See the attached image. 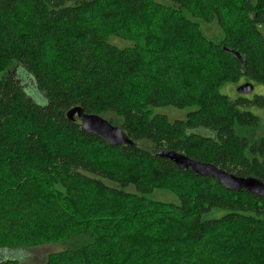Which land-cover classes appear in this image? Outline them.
Instances as JSON below:
<instances>
[{"label": "trees", "instance_id": "obj_1", "mask_svg": "<svg viewBox=\"0 0 264 264\" xmlns=\"http://www.w3.org/2000/svg\"><path fill=\"white\" fill-rule=\"evenodd\" d=\"M168 1L0 0V253L86 233L47 264H264V198L157 156L264 183L261 121L244 110L264 96L222 92L264 86V0ZM77 106L118 116L133 145L82 132ZM165 106L195 110L171 122L152 111ZM157 189L179 203L147 199Z\"/></svg>", "mask_w": 264, "mask_h": 264}, {"label": "rangeland", "instance_id": "obj_2", "mask_svg": "<svg viewBox=\"0 0 264 264\" xmlns=\"http://www.w3.org/2000/svg\"><path fill=\"white\" fill-rule=\"evenodd\" d=\"M156 1L162 4H170L168 0H156ZM193 21L199 23L202 34L208 40L213 41L214 43L222 42L224 37L223 32L221 31L220 27L217 25L216 22L205 23L197 19H193ZM108 40L112 45L118 48L134 46V42L130 40L122 39L120 37L110 36ZM245 83H250V82L240 81L238 83H228L223 87L222 92L228 95L231 99H235L237 95H240L237 93V88ZM253 87L254 89L252 94H248L245 96H251V97L255 95L264 96V86H261L259 84H253ZM193 110H195V108L178 109L172 106L158 107L152 109L154 114L165 115L171 122L176 120H184L187 114ZM244 110H248L252 113H256L259 116L261 121L260 127L253 135L264 136V112L262 110H257L255 107L247 108ZM101 117L106 119L107 121L111 120L114 126L120 128L121 119L118 116L111 114H104ZM199 133H202L207 136L209 134L201 131ZM141 144L145 145L144 142H142ZM125 191L129 193H135V189L133 187L126 188ZM147 199L165 204L179 203L176 195L169 190L157 189L153 191L147 197ZM222 214L223 212L212 211L210 214L205 215L204 218L206 219H211L216 217L218 218ZM89 241H90L89 236L86 235V233H82L81 237L75 239H67V240H61L55 242L46 241L36 246H26L14 251L6 250L3 251V253H0V260L12 258L19 261L20 264H47L50 255L76 250L78 248H81L82 246H85Z\"/></svg>", "mask_w": 264, "mask_h": 264}, {"label": "water", "instance_id": "obj_3", "mask_svg": "<svg viewBox=\"0 0 264 264\" xmlns=\"http://www.w3.org/2000/svg\"><path fill=\"white\" fill-rule=\"evenodd\" d=\"M253 89L251 83H245L237 88V93L248 95L253 92ZM66 116L70 121L78 120L82 132L95 135L111 146L133 145L131 139L126 136L121 128L114 126L100 115L87 114L81 107L77 106L68 110ZM157 156L169 159L180 170L190 169L197 176L211 177L227 190L241 191L244 189L264 198V183L257 177H238L212 163L195 161L175 151H160Z\"/></svg>", "mask_w": 264, "mask_h": 264}]
</instances>
